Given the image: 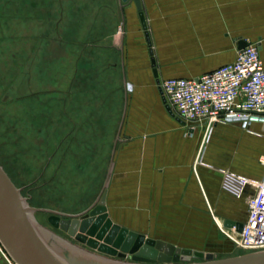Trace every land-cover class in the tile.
<instances>
[{"label":"crops","instance_id":"0c3cea01","mask_svg":"<svg viewBox=\"0 0 264 264\" xmlns=\"http://www.w3.org/2000/svg\"><path fill=\"white\" fill-rule=\"evenodd\" d=\"M119 3L38 0L27 5L28 20L37 11L38 20L44 25L48 20L53 28V35L44 33L38 40L42 47L56 44L54 71L73 62L63 74L68 82L53 90L61 114L70 123L94 124L96 139L106 144L102 186L111 163L108 217L147 235L127 214L147 211L153 203L169 204V234L190 225L205 234L210 226L199 207L183 215L187 204L200 205L204 199L223 226L227 220L243 224L253 186L236 198L222 189L221 181L225 171L251 183L262 180L264 125H217L205 141L201 132L187 136L176 111L162 102L159 82L197 78L233 62L239 41L257 43L264 65V0H139L149 44L133 1ZM34 70L36 85L48 82ZM136 218L145 221L142 215ZM211 225L216 234L212 218ZM0 264H8L1 252Z\"/></svg>","mask_w":264,"mask_h":264},{"label":"rangeland","instance_id":"374dc122","mask_svg":"<svg viewBox=\"0 0 264 264\" xmlns=\"http://www.w3.org/2000/svg\"><path fill=\"white\" fill-rule=\"evenodd\" d=\"M28 2L35 5L38 0H0V165L21 189L29 206L71 214L87 209L99 195L106 162L102 148L106 144L96 139L94 124L70 123L69 116L61 114L59 98L53 90L68 82L69 77L63 74L73 62L65 61L54 71L56 44L48 42L42 47L38 40L44 33L53 35V28L48 26V20L47 25L38 20L37 11L30 13L28 20ZM36 68L48 82L34 83ZM201 202L187 204L189 209L183 208V215L191 216L199 207L205 215L200 217L210 226L205 234L192 225L169 234V204L153 203L147 211L127 215L131 224H141L138 228L147 232V239L171 242L180 251H201L214 259L247 253L219 231L213 234L214 213L204 199ZM136 215H142L145 221L134 219ZM48 217L44 212L35 213L41 225L64 236L50 227Z\"/></svg>","mask_w":264,"mask_h":264},{"label":"water","instance_id":"95a60500","mask_svg":"<svg viewBox=\"0 0 264 264\" xmlns=\"http://www.w3.org/2000/svg\"><path fill=\"white\" fill-rule=\"evenodd\" d=\"M125 2L128 0H120ZM146 32L139 0H132ZM117 21L121 22L120 11ZM247 45L238 42V50ZM154 66L155 62L151 59ZM154 77L156 76L153 70ZM162 102L166 103L162 97ZM169 110V106L166 105ZM118 138L116 139V143ZM115 143V145H116ZM111 171V163L107 178ZM107 178L95 201L77 214H64L29 206L21 189L0 165V245L15 264H264V250L214 259L201 251H180L163 241L147 239L112 222L105 206ZM49 214L47 222L59 235L41 225L35 213ZM225 227L241 231L242 224L225 221Z\"/></svg>","mask_w":264,"mask_h":264},{"label":"built area","instance_id":"2783aa9c","mask_svg":"<svg viewBox=\"0 0 264 264\" xmlns=\"http://www.w3.org/2000/svg\"><path fill=\"white\" fill-rule=\"evenodd\" d=\"M159 90L183 121L187 136L201 132L205 141L217 125L238 124L243 129L253 123L264 125V65L257 43H247L237 50L233 62L203 76L162 80ZM260 162L264 166V158ZM249 185L254 191L246 201L247 213L241 231L234 227L227 229L214 214L211 217L218 231L236 248L257 252L264 250V176L259 182L251 183L242 176L223 173L222 189L236 198ZM0 252L8 264H15L1 245Z\"/></svg>","mask_w":264,"mask_h":264},{"label":"bare ground","instance_id":"6f19581e","mask_svg":"<svg viewBox=\"0 0 264 264\" xmlns=\"http://www.w3.org/2000/svg\"><path fill=\"white\" fill-rule=\"evenodd\" d=\"M10 178V177H9ZM12 181V180H11ZM247 253H252V252H247ZM247 253H245V254H247ZM241 255H243V254H241ZM239 256V255H238ZM234 257V256H233Z\"/></svg>","mask_w":264,"mask_h":264},{"label":"flooded vegetation","instance_id":"af4514ba","mask_svg":"<svg viewBox=\"0 0 264 264\" xmlns=\"http://www.w3.org/2000/svg\"><path fill=\"white\" fill-rule=\"evenodd\" d=\"M49 215V214H48Z\"/></svg>","mask_w":264,"mask_h":264}]
</instances>
